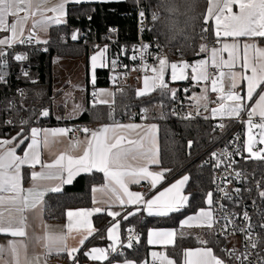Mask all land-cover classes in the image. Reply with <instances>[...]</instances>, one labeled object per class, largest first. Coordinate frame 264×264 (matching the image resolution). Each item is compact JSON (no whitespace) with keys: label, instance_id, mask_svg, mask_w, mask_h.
Wrapping results in <instances>:
<instances>
[{"label":"snow or ice","instance_id":"obj_1","mask_svg":"<svg viewBox=\"0 0 264 264\" xmlns=\"http://www.w3.org/2000/svg\"><path fill=\"white\" fill-rule=\"evenodd\" d=\"M82 0H59L58 3L50 5V0H0V33L4 35L0 37V66L7 67L6 57L9 55L7 50L12 49L17 44L33 43V34L25 37L24 32L28 20L36 15L39 19L35 20L32 28H40L47 31L53 25L66 23L67 16L66 6L69 4H79ZM139 3V0H137ZM50 5V6H49ZM234 6H238L239 11L234 12ZM157 9L163 8L169 14V20L172 26L175 25V20L172 18L180 12V7L176 0H158ZM192 10V5L188 6L187 11ZM187 11L184 13L187 15ZM48 12L55 15L49 16ZM25 13V15H20ZM203 15V25H209V21H215L214 36L216 43H222L221 48L202 43L199 45L198 52L211 53V61L207 59H199L194 63H190L183 59L181 52V60L172 62L166 55H162V47L158 42L155 45L142 43L138 46H133L132 52L128 58L132 61H140L139 68H133L132 71H144L143 88L137 90L138 97H145L159 90L162 97L175 99L177 89L169 86L166 76H170L171 81L177 80H192L197 86L200 82H204V88L200 95L192 96L190 99L195 101L190 107L197 108V115L200 114L199 109L209 111L208 104L216 103L217 107L210 109L211 117L217 116L235 118L247 126V141L245 149L249 154V158L256 160H264V148H256L257 144L264 145V47L260 46L264 42V0H208L206 14ZM141 25L143 30V21L145 11L140 10ZM161 14L159 11H152L151 20L159 21ZM195 17H188L186 24ZM151 31V29H148ZM170 27V31H171ZM209 27H202L201 33L209 32ZM10 34V35H8ZM73 40L78 38V33H73ZM222 38H231L232 42H222ZM246 38L247 41L241 40ZM256 38H260L259 41ZM201 39H206L201 35ZM36 43H48V41H40L36 39ZM98 47V46H97ZM155 47L156 52L149 51ZM44 51H47L45 48ZM227 52L228 58L225 59L221 53ZM242 52V55H241ZM108 46L103 48L98 47V51L91 56V83H96L97 69L108 68L115 72L117 67L128 68V65L118 63L116 58L107 56ZM122 55H128V50H122ZM16 61H24L27 59L25 54L12 53ZM154 58L155 64H149L148 58ZM209 66L216 69L217 72H209ZM191 70V75L189 71ZM227 69V71H225ZM239 69V70H237ZM149 70L151 74L149 73ZM170 70V72H169ZM250 71V75L248 74ZM218 73V74H217ZM6 72H0V84L6 83ZM28 76V72L23 73ZM116 77H113L115 82ZM246 82L244 89L240 86ZM35 83V81H33ZM211 92L217 93L215 101L209 100V88ZM240 89V90H238ZM122 91V89L120 90ZM185 92L189 89L185 88ZM100 94H105L101 90ZM109 96H115V93H106ZM21 95H24L21 90ZM37 95H40L39 93ZM97 93H93L96 96ZM107 103V101H102ZM254 105V106H253ZM95 104H93V107ZM163 107V104H160ZM74 108L79 109L81 114L86 109H82L80 105H74ZM115 109L110 107L108 119L111 124L103 125L98 129L84 128H40L30 127L29 134H25L23 130L17 133L12 139H0V235L11 238H26L27 237V216L26 212L29 208H35L37 205H43V197L49 191L59 192L61 187H47L40 183L41 181L59 180L61 184H71L74 177L79 173H89L93 171L102 173L104 180L107 182L103 187L93 188V192L104 193L110 191L114 199L110 198L109 207L118 203L120 206L135 205L133 211L126 212L122 215L120 211L107 210L106 214L115 220L120 216L122 220H127L130 216L137 215L140 211H146L147 216L167 218L171 214L180 213L188 203L189 197L182 194V189L189 176L185 175L182 179L177 180L170 186L165 187L157 194L146 196V194L136 191H130V185H139L142 180H147L152 189H155L164 179L165 174L171 169H162L160 171L150 170L151 165H159V152L155 144L154 133L157 130L156 124L145 125L147 131L139 137L133 139L124 134L122 130H136L141 128L140 124L136 123H119L115 121ZM142 119H148L149 108L142 109ZM175 114V113H173ZM43 117H49L48 109L41 111ZM246 116V120L242 118ZM259 117V120H256ZM100 117L97 116V119ZM164 119L165 114L160 113L159 117ZM182 119H193L191 112L185 114ZM62 119V117H57ZM204 119H209L205 116ZM11 125L13 122L8 120ZM21 125H27L29 121L21 120ZM218 127L223 130L226 125L220 123ZM259 131L254 133L253 130ZM82 132L84 139L73 137L69 140V147L60 153H53L54 145L63 142V138L69 133ZM258 137V138H257ZM237 139L239 137L237 136ZM12 145V147H8ZM191 147V141H189ZM42 149L48 150L50 159L42 160ZM255 149V150H254ZM18 150L22 154H18ZM78 154H73L77 152ZM236 154L239 153L237 149ZM233 153H229L227 149L223 150L219 155L212 153L216 158V167H219L224 161L220 157H225L230 160ZM235 161H231L225 165L226 168H231ZM40 165L41 170L36 171V166ZM28 166L32 171L29 173L31 186L25 188L23 186L24 175L22 169ZM241 172H235V177L240 179ZM217 190L224 193V198L231 200L232 196L226 189L217 186ZM239 194L240 189H235ZM261 197H264V190L259 192ZM95 202V198H94ZM206 202L209 206L213 205V192L206 193ZM218 207L211 210L200 208L197 215H188L186 219L181 221V227H192L193 223L196 226L207 227L208 229L215 228V234L224 233V238L227 239V233L230 230L232 234L239 231L247 235L249 241L245 248H251L253 251L239 252L233 248H221L228 259H235L237 264H264V241L257 235V239L253 240L252 235L253 225L249 222L245 228H239L235 225V220L239 218L236 213H231L225 209L223 204L217 201ZM105 211L101 207L91 209H78L76 211H67L69 223L67 225V234H48L45 237H36V243L44 241V247L49 255L66 254L72 261V264H80L77 254L87 257L93 261H107L110 253L99 247H91L90 250H85L80 253V247L89 240L97 231L92 225L90 217L94 214ZM223 212V215L214 217L213 212ZM75 217V223L72 222ZM243 219L249 221L247 211L243 212ZM219 225V228H216ZM119 222L112 224L107 230V238L116 240L117 229ZM264 229V223L260 224ZM75 230L80 234L79 247H69L67 240L69 234ZM134 229H129L133 232ZM181 237L185 234L180 233ZM177 232L174 229H151L149 231V244L173 245ZM75 239V236H72ZM132 237L129 236L127 247H132ZM201 245H207L208 241L201 240L197 237ZM21 246L27 250V244L23 240L9 239L6 244H0V261L4 264H19V253ZM257 249H260L257 251ZM116 252V247L112 248ZM122 255V253H119ZM154 261L158 264H178L177 260L170 258L165 253L152 252ZM255 255L256 259L252 257ZM9 259L5 260V257ZM34 264H40V258H35ZM44 264H47L45 259ZM115 264V262H112ZM123 264H135L133 261L125 259ZM147 264V262H141ZM182 264H228V260L214 253L213 248L197 247L194 250L189 249L182 252Z\"/></svg>","mask_w":264,"mask_h":264},{"label":"trees","instance_id":"obj_2","mask_svg":"<svg viewBox=\"0 0 264 264\" xmlns=\"http://www.w3.org/2000/svg\"><path fill=\"white\" fill-rule=\"evenodd\" d=\"M158 0H140V5L145 14L151 20L152 11H159L161 19L153 22L152 34L158 39L163 50L169 53V60H181L194 62L206 56V53L198 52L199 45L202 43L210 44L213 42L212 25H203V15L206 14L208 0H176L180 7V12L172 18L175 25L172 26L169 14L163 8L157 9ZM137 0H122L116 3L83 2L79 4H69L67 7L66 23L53 25L49 30L48 43H37L38 50L32 47L23 46L20 54H25L27 59L16 61L12 53H9L8 67L1 68L0 72H6V83L0 84V139H12L17 133L23 130L29 134L30 127H41L45 125L67 124L68 128L78 124L82 127L98 128L106 124H111L108 119V112L111 108L115 109L114 116L116 122L144 121L142 119V109L144 107L152 110L156 105L163 104L161 113L165 114L164 119L154 118L158 124V143L161 169H171L165 174V179L150 191L149 197L158 191L172 184L181 176H189V180L184 189L189 197L188 203L180 213L171 214L167 218L151 217L140 211L137 215L130 216L127 220H122L120 216L112 219L106 213L97 214L93 217V223L97 231L80 248V253L90 250L91 247L107 248L109 240L107 230L116 221L121 225V236L123 245L119 253L109 255L107 261H93L87 257L77 254L80 264H112V262L123 263L125 259L141 264L149 259L151 246L148 243V234L151 229H179L181 221L188 215H195L200 208L212 209L206 202V193L214 191V165L216 159L212 156L215 148L222 145L235 129L236 121L225 123L226 127L221 130L218 123L211 119H204V116H196L193 119H180L169 112V108L175 104L174 99L162 97L159 90L145 97H138V84L122 83L119 86L111 84V73L108 68L97 69L96 86L109 87L115 89V102L112 105H98L93 107L91 83L89 81V59L92 55L93 38L97 36L99 40L110 44L108 53L114 57L117 51H121L123 44L132 45L137 40V23L135 10ZM192 5V10L187 11L188 6ZM187 11V15L184 13ZM188 17H195L187 24ZM171 27V31H170ZM202 27H209L207 33H201ZM88 32V38L84 39V33ZM73 33H78V38L73 40ZM109 35V38H105ZM201 35L206 39H201ZM1 37V35H0ZM260 38H258L259 41ZM114 43V44H113ZM264 46V42H261ZM47 51H44V49ZM128 55H120L122 59L128 60ZM85 60L87 71V93L86 111L75 119L59 120L54 115V101L58 93L55 91L56 79L54 74L55 59ZM29 69V70H28ZM28 70V76L23 73ZM190 70V69H189ZM35 81V83H33ZM189 85L190 89L185 96L190 94L193 89L190 80L185 83L174 85L178 91L181 85ZM179 86V87H178ZM122 89V91H120ZM23 90V98L19 99L18 91ZM177 91V92H178ZM40 95H37V94ZM16 102V107L12 104ZM48 109L49 117H43L41 111ZM154 117H159L158 112H153ZM97 116L100 118L97 119ZM8 120L13 123L9 125ZM21 120H27V125H21ZM246 125L243 126L245 135ZM191 141V147H189ZM246 150V149H245ZM18 154H22L18 150ZM241 165L250 173L255 175L264 187V160L249 158L245 151L241 158ZM23 185L29 179V168H24ZM105 183L102 173L93 171L91 174L79 175L71 184L65 185L59 192L46 194L43 204V216L48 222H63L67 218V211L78 209H91L93 207V188ZM147 193V194H148ZM136 207L126 206L122 215L133 211ZM136 229L138 238L132 240V247H127L126 234L128 229ZM207 245H201L196 236H178L174 246L165 249L170 258L182 264V252L207 246L213 248L214 253L228 260L225 253L221 251V242L213 235L208 237ZM264 246V245H263ZM56 254L49 256L51 257ZM64 257L67 264H72L67 255ZM228 264H231L228 262Z\"/></svg>","mask_w":264,"mask_h":264},{"label":"built area","instance_id":"obj_3","mask_svg":"<svg viewBox=\"0 0 264 264\" xmlns=\"http://www.w3.org/2000/svg\"><path fill=\"white\" fill-rule=\"evenodd\" d=\"M140 4L141 3L139 0V3L137 4L136 10H135V14L137 18L136 19L137 40L132 45L123 44L121 47V51H120L122 53V50L127 49L130 52L129 56L133 54L132 52L133 46H138L142 43L149 44V45H155L157 42L159 43L158 39L152 34V29L154 28V24L152 21L149 20L146 14H145V18L143 21V30H142L139 11L144 10V9L142 8ZM148 29H151V31H149ZM88 36H89L88 32L84 33L85 41L88 38ZM105 38H109V35H107V37L105 36ZM93 39H94V41L92 42L93 51L98 50V47L103 48L105 45H107L108 49H110L111 45L106 43V41L102 42L101 40H99L97 36H95V38ZM23 46L32 47L34 48L35 51L38 50L37 43L33 39V43L31 44H17V45H14L12 49H9L7 51L9 53L20 54L21 52L20 48ZM149 51H152L155 53L157 50L155 47H152L149 49ZM120 52L117 51L115 57L117 58L118 63L126 64L128 65V68L125 69V68L117 67V69L114 72V76L116 77V80L114 82L113 78H111V84L114 86H119L122 83L139 84V82L143 79V76L145 75L144 71L142 70L132 71L131 69L139 68L140 61L134 62L130 59L128 60L122 59L121 58L122 55H120ZM161 54L166 55L169 59V53L166 50H163V47H162ZM6 59H7V67H8V61H9L8 56L6 57ZM178 61L180 60H177V59L173 60V62H178ZM147 62L149 64H153V65L155 64L154 58H151V57L148 58ZM0 67L7 68L3 66H0ZM212 72L216 73V71H212ZM148 74H151L150 70ZM91 85L92 87H95L96 83L94 85L91 83ZM185 88L190 89V86L187 84L181 85L180 90L177 92V96L174 99L175 104L173 105V107L168 109L171 114L175 113L173 115L177 116L180 119H182L181 117H183L186 114L185 96L187 92L184 91ZM17 94L19 96V99L23 98V95H21V90L18 91ZM92 99L93 101H97L98 96L97 95L93 96L92 94ZM216 99L217 98H212V97L209 98L210 101H215ZM12 105L16 107L17 104L16 102H14ZM214 105H216V103L210 102L208 104V108L211 109V107H213ZM199 112L200 114L204 113V109L200 108ZM242 118L246 120V116H242ZM235 121L237 125L235 129L232 131V133L230 134L229 138L222 145L215 148L212 152V153L215 152L219 155L223 150L227 149L229 153H233L230 160L225 157H220L221 160H223L224 162L221 163L219 167H216V163L214 165V191H213L212 209H215L218 207L217 201L220 204H223L227 211L231 213H236L239 215V218L235 220L236 226H238L239 228H245L247 224L250 222L253 225V229L251 230L253 232L252 239L256 240L257 235H258L260 239L264 241V229L260 227V224L264 223V197H261L259 195V192L264 190V187L261 184V182H259L258 179L255 177V175L252 174V172L250 173L246 168H244L243 165H241V158L245 152V135L243 131V126L246 124L239 122L237 119ZM70 128L78 129V128H81V126L78 124H75L71 126ZM69 134H70V138H72L74 135L75 137H78L79 139H81L82 132H75L74 134L73 133H69ZM237 136L239 137V139H237ZM255 147L261 148L260 145H256ZM237 149H239L240 154H236ZM231 161H235V163L232 164L231 168H226L225 165L227 163H230ZM237 171L241 172L242 174L240 179H237L235 177V172ZM218 185L220 188H224L227 190V192L232 196L231 200L224 198V193L217 190ZM237 188L240 189L239 194L235 192V189ZM140 192L147 195V190L145 188H141ZM244 211L248 212V215L250 218L249 221H245L243 219ZM213 215L214 217L220 216V215H223V212L222 211L213 212ZM216 228H219V225H216ZM212 233L217 238V240L221 242L222 248H227L228 250L235 248L239 250V252H245L246 250L253 251L250 247L247 249L245 248V245L249 243L247 239V235L239 231L235 232V234H232L231 226H230L229 232L227 233V239L224 238V235H225L224 233L216 235L215 228L212 229ZM129 236H131L133 239H136L138 238L139 235L136 229H134V231L131 233L129 232V229H128L127 234H126L127 242L129 240ZM262 247L264 246L262 245ZM258 250L260 249H257V251ZM120 251L121 249H119L116 252L108 250L110 255L120 253ZM252 259L253 260L256 259L255 255H253ZM228 262L231 264H237V261L235 259H228ZM51 264H67V261L64 257L60 255H53L51 257Z\"/></svg>","mask_w":264,"mask_h":264},{"label":"crops","instance_id":"obj_4","mask_svg":"<svg viewBox=\"0 0 264 264\" xmlns=\"http://www.w3.org/2000/svg\"><path fill=\"white\" fill-rule=\"evenodd\" d=\"M120 1H122V0H82L81 3H83V2H88V3L89 2L116 3V2H120ZM58 2H59V0H50V5L56 4ZM67 7H68V5L66 6V11H67ZM233 11L234 12H238L239 11L238 6H234ZM20 15H25V13H21ZM47 15L52 16V15H55V14L51 13V12H48ZM39 18H40L39 15H36V16L31 17L28 20V23H27L26 28H25L24 36L27 37L30 34V32H31L33 34V39L34 40L43 38V39H46V41H47L48 40V36H49V30H50L51 27L48 28L47 31L42 30L40 28H35V29L32 28V25H33L34 21L38 20ZM209 23H211V25H212V32H213V38H214L213 42L210 44L209 48H211L212 46H215L216 48L219 49V48L222 47V43H216V39H215V36H214L215 21L212 20V21H209ZM0 35L2 37L4 34L0 33ZM8 35H10V34H8ZM256 39L258 40V38H256ZM241 40H244L245 42H251V41H247L246 38H241ZM222 42H229L230 43L232 41H231V38H222ZM260 46H262V45H260ZM262 47H264V46H262ZM221 55H223V57L225 59L228 58L227 52H223V53H221ZM241 55H242V52H241ZM206 56L208 57V60L210 62L211 61V53H210V51L206 52ZM108 57L110 58L109 53H108ZM113 58H116V57L114 56ZM209 68H210V72H212V71H216L217 72L216 69H213L210 66H209ZM237 70H239V69H237ZM225 71H227V69H225ZM169 72H170V70H169ZM248 74L249 75L251 74L250 71H249ZM166 78L168 80L169 76H167ZM88 79H89V81L91 83V59H89V78ZM190 82L192 83L193 89L190 92V94L188 95V97H186V99H187V102H186V114L191 112L193 117H196V116H204V117L208 116L209 117V116H211L210 109H209V111H204V113L197 115V111H198L197 108L190 107V105H193L195 103V101L190 99V97L200 95L201 92L203 91V88H204V86L201 83L199 85H197V86H194L196 84V82H194L192 80H190ZM180 83H182V82H180ZM180 83H177V84H180ZM170 85L173 86V84H170ZM174 85H176V84H174ZM245 86H246V82H243L241 84L240 88L244 89ZM142 88H143V79L138 84V89H142ZM208 88H209V98H211V97L212 98H217L218 94L217 93H212L211 92V87H208ZM238 90H240V89H238ZM159 107L161 108L160 105H159ZM213 107H217V104L214 105ZM213 107H211V108H213ZM154 111L155 110H151L150 109V111L148 113V117L149 118L145 119L144 121H140V122L127 121V122H119V123H123V124L136 123V124H140L141 125V128L136 129V130H122V131H124V134L126 136H129L130 138H133V139H139V137L141 135H143L147 131V129L144 127L145 125L156 124L157 125V130L155 131L154 136H155V144H156V147L158 148V152H159L158 124H157V122L153 121L154 120V115H153ZM217 117H219V121H220V122H218V124L219 123H224V125L227 122L236 120L235 118H229V117H223V118H221L220 116H217ZM75 118H77V117H75ZM75 118H73V119H75ZM62 120H65V119H62ZM69 120H71V119H69ZM256 120L258 121L259 117H256ZM60 127H67L68 128L67 124H63V123L56 124V125H53V126L45 125V126H41L40 128H60ZM100 127H102V126H99L98 128H100ZM82 128H84V127H82ZM87 128L98 129V128H92V127H87ZM258 131H259L258 129H254L253 130L254 133H256ZM70 139H71L70 138V134H68L67 137L63 138V142L62 143H58V144L53 146L52 152L53 153L63 152L65 149H67L69 147V140ZM83 139H84V134L82 133L81 140H83ZM246 141H247V127H246V130H245V143H246ZM257 145H259V144H257ZM260 146H261V148H264V145H260ZM8 147H12V145H8ZM41 151H42V157H41L42 160L48 161L50 159L49 151L45 150V149H42ZM73 154H78V151L74 152ZM24 168H29V167L28 166H24ZM23 169H22V171H23ZM35 170L36 171H40L41 170V166L37 165ZM150 170L160 171L162 169L158 168L157 165H151L150 166ZM31 171H32V169H30V172ZM81 174H85V173H83V172L79 173L78 175H76L74 177L73 181ZM182 178L183 177L181 176V178H179V179H182ZM187 182H186V184H187ZM40 183H42L43 185H45L47 187H54L56 185H59L61 187V189H63V187L65 185H68L67 183L61 184V182L59 180L41 181ZM106 183L107 182L105 181V183L103 185L97 186L95 188L103 187ZM186 184L184 185V187L182 189V194L183 195H186L185 192H184ZM170 185H168V186H170ZM23 186L25 188L30 187L31 186V181L29 180L27 182V184L23 185ZM141 188H145L147 191L152 189L150 187V185H149V182L147 180H142L139 185H130L129 186V190L130 191L140 192ZM50 192H52V191H49L46 194H48ZM157 193H155V194H157ZM46 194H45V196H46ZM45 196L43 197V200H44ZM92 198H93V207L92 208L101 207L102 209H105V211H102L101 213H97V214L106 213L107 210L120 211L122 213L124 211V207H126V206L128 207L129 206V205L120 206L118 203H116L115 205H112L111 207H109V203H106V202H108L110 198L114 199V196L112 195V193L110 191H106L104 193L93 192ZM94 198H95V202H94ZM131 206L137 207L135 205H131ZM206 210H211V209L208 208ZM143 212L146 213V211H144V210H143ZM25 214H26V216L28 218V220H27V223H28L27 237L26 238H11V237H6V236H3V235H0V244H6L9 239L23 240V243L27 244V250L25 251V249L21 246L20 253H19V264H34L35 258L37 256H39V258H40V264H44L45 259L47 260V264H50L49 263V256L50 255L48 254L47 249L44 247V241L41 240L40 243H36L35 238L36 237L43 238V237H45L48 234H53V235L60 234V233L67 234V225L69 223L68 217L63 222H57V223L56 222H48V221H46L44 219V216H43V205H37L35 208H29V210ZM97 214H94L92 217H90V219L92 221V225H93L94 228H95V226H94V223H93V217L95 215H97ZM197 214H195V215H197ZM75 219L76 218L73 217V219H72L73 223H75ZM119 225H120V222H119ZM185 227L188 228V226H184V227L180 226L179 229H174L177 232V236L175 237V242H176L177 237L181 236L180 233L182 232V229L185 228ZM192 227H193V229H196L198 226H196L195 223H193ZM199 227L208 229L207 227H203V226H199ZM188 229H190V228H188ZM208 230L209 231H208L207 236L203 239L205 241H207L208 237H211V235H212V229H208ZM72 236H75V239H73ZM116 236L118 237V239H116V240L108 239L109 240V246L107 248H104V249H106L107 251L108 250L112 251L113 247H116L117 251L119 249H121V247L123 245L122 236H121V225L119 226V229H117ZM184 236H195V235L194 234H189V235H184ZM80 238H81L80 234H78L75 230H73V232L71 234H69V238L67 240L68 246L69 247H73V246L79 247V243L78 242H79ZM148 239H149V234H148ZM149 245L151 246V251H150L149 259L146 261L147 264H158V261H154V258L151 255L152 252H159V253H165L166 254L165 249L167 247L173 246L171 244L167 245V246L161 245V244H149ZM201 247H207V246H201ZM190 249L194 250L195 248H190ZM187 250H189V249H187ZM61 255H66V254H61ZM7 259H9V258L6 256L5 260H7ZM101 262H103V261H100V263ZM0 264H4V261H0ZM117 264H123V263H117Z\"/></svg>","mask_w":264,"mask_h":264},{"label":"rangeland","instance_id":"obj_5","mask_svg":"<svg viewBox=\"0 0 264 264\" xmlns=\"http://www.w3.org/2000/svg\"><path fill=\"white\" fill-rule=\"evenodd\" d=\"M66 19V18H65ZM40 41H45L46 39L40 38ZM36 41V39H35ZM44 44V43H41ZM96 51L92 52V55H94ZM91 55V56H92ZM108 56V53H107ZM113 58V57H110ZM200 59H207L208 57H202ZM199 60V59H198ZM195 62V61H194ZM191 62V63H194ZM54 74H55V91L58 93V96H56V99L54 101V115L56 117H62V119H65L66 121L69 119H73L75 117H78L81 115V112L79 109L74 108V105H80L82 109L85 108L86 103V93H87V71L85 69V60H69V59H55L54 61ZM210 72V68L208 69ZM189 71V75H191V70ZM114 72L111 73V78H113ZM167 77V76H166ZM167 80V78H166ZM187 80H177V81H171L170 76L168 79L169 86L171 88H174V84L177 83H185ZM195 82V81H194ZM204 86V82H200ZM170 84H173L171 86ZM179 87V86H178ZM208 87H211L210 83L208 84ZM101 90H104L105 94H100ZM97 93L98 99L97 101L91 100L94 104L98 105H112L115 102V96H109L106 93L112 92L115 93V89L113 86L109 87H91L90 93ZM102 101H107V103H102ZM152 110H155L160 115L161 108L159 105H156ZM59 119V120H62ZM209 119L215 120L218 122L219 117L212 118L209 116ZM220 124V123H219ZM224 124V123H223ZM82 137V135H81ZM156 189V188H155ZM155 189H151L150 191H154ZM149 196V193L146 195ZM190 228V229H188ZM185 227L182 229V232L185 235L194 234L196 237H199L201 240H203L207 234L208 229L197 227L196 229H193V227ZM49 263L51 264V261L49 260Z\"/></svg>","mask_w":264,"mask_h":264}]
</instances>
